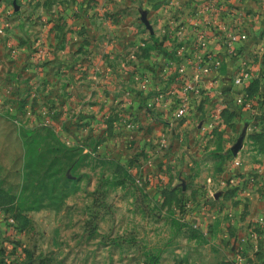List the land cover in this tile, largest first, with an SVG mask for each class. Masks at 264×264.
I'll return each mask as SVG.
<instances>
[{
	"label": "rangeland",
	"instance_id": "obj_1",
	"mask_svg": "<svg viewBox=\"0 0 264 264\" xmlns=\"http://www.w3.org/2000/svg\"><path fill=\"white\" fill-rule=\"evenodd\" d=\"M218 10L249 43L186 91ZM0 264H264V0H0Z\"/></svg>",
	"mask_w": 264,
	"mask_h": 264
},
{
	"label": "crops",
	"instance_id": "obj_2",
	"mask_svg": "<svg viewBox=\"0 0 264 264\" xmlns=\"http://www.w3.org/2000/svg\"><path fill=\"white\" fill-rule=\"evenodd\" d=\"M258 12L263 13V11H258ZM193 14L204 15L205 17H208V18H205L206 20L204 21H200V22L198 21L199 23H196V24L194 23V25L187 24V25H184V27H179V30L175 33L176 38H178V40L175 41L176 42L175 44H181V42H184L183 38H184L185 32L186 33L190 32V36L194 38L193 45H195V43L197 42V33H198L197 31L204 30V29L208 30V33L211 36V40H210V43L208 44V48L212 53L217 54L222 59V66L219 69V71L211 73L207 77L216 78L217 81L224 80L227 76V71H228V69L226 70V68H228L229 65L232 64V62H237V61L235 59L232 61L230 60V58L225 53V50L223 49L222 42L219 41V39L221 38L226 28H229L232 25V23L237 24V18H236L237 14L239 15L243 14L244 16H246L247 14H251V12L250 11H219L218 10L217 12L211 13V14L208 13L207 11H193ZM256 17L262 19V17H260V14H257ZM239 29L241 33H244L246 35V40L237 46L239 53L236 59L242 58V55L247 46L246 44L249 43V36H250V27L244 22H239ZM169 43H170V40H169ZM238 75L233 77V80L231 81V84L228 86L225 96H228L231 102H233V104L237 102L238 104H246L245 102L247 101V99L244 100V98H246L247 96L245 94V87L237 86L234 84V80ZM188 93L192 95L194 91L193 92L189 91ZM189 103L191 104V102Z\"/></svg>",
	"mask_w": 264,
	"mask_h": 264
},
{
	"label": "built area",
	"instance_id": "obj_3",
	"mask_svg": "<svg viewBox=\"0 0 264 264\" xmlns=\"http://www.w3.org/2000/svg\"><path fill=\"white\" fill-rule=\"evenodd\" d=\"M208 13H215L217 11H207ZM238 15V14H237ZM236 15V17H237ZM197 42L194 45L193 54L188 56V62L192 65L191 74L189 76L190 82L194 85L188 84L185 87V90L193 89V87L211 73L219 71L222 66V59L215 53H212L208 44L210 43L211 36L208 33V30H199L197 31ZM246 40V35L241 33L239 29V22L237 24L232 23L229 28H226L223 32L219 41L222 42L223 49L227 56L231 59L233 56L238 55L237 46ZM183 74L182 69L179 71ZM178 72V73H179ZM248 79V72L243 71L240 73L234 80V84L237 86H246V80ZM188 94V92H186ZM182 103L176 110L177 115L183 116L185 112L189 109L186 97H183ZM240 103V102H239Z\"/></svg>",
	"mask_w": 264,
	"mask_h": 264
},
{
	"label": "trees",
	"instance_id": "obj_4",
	"mask_svg": "<svg viewBox=\"0 0 264 264\" xmlns=\"http://www.w3.org/2000/svg\"><path fill=\"white\" fill-rule=\"evenodd\" d=\"M246 92H247V90H246Z\"/></svg>",
	"mask_w": 264,
	"mask_h": 264
}]
</instances>
